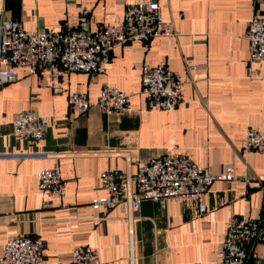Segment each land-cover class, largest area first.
<instances>
[{"label":"crops","instance_id":"0c3cea01","mask_svg":"<svg viewBox=\"0 0 264 264\" xmlns=\"http://www.w3.org/2000/svg\"><path fill=\"white\" fill-rule=\"evenodd\" d=\"M142 1L160 3L173 36L149 47L141 41L117 47L101 75L60 71L61 93L45 68L36 74L16 68V81L0 91V254L8 236H26L43 241L47 264H70L79 246L95 249L102 264H222L229 222L264 219V154L245 149L249 129L264 135V60H250L246 39L253 17L264 16V0H0V24L97 32L122 22L124 4ZM204 63L207 72L192 69ZM164 64L184 82L183 103L175 111H149L142 69ZM106 84L131 97L130 112L107 115L98 107ZM75 92L88 95L84 115L70 114ZM28 109L58 118L37 143L13 134L15 117ZM172 153L214 175L232 167L236 180L216 181L200 200L169 201L165 209L150 200L139 210L92 208L94 199L109 195L102 173L135 175L142 163ZM55 164L67 190L48 206L38 175ZM254 255L264 261V243Z\"/></svg>","mask_w":264,"mask_h":264},{"label":"built area","instance_id":"2783aa9c","mask_svg":"<svg viewBox=\"0 0 264 264\" xmlns=\"http://www.w3.org/2000/svg\"><path fill=\"white\" fill-rule=\"evenodd\" d=\"M122 22L113 23L90 32L78 28L68 32L45 30L27 31L19 22L4 19L0 24V91L17 79L16 68H27L36 74L40 68L50 73L55 93L61 89L55 85L60 71L82 72L101 75L106 72L111 53L117 47L131 42H144L149 47L157 37H171L174 31L165 27L161 6L158 1L124 4ZM89 11H83L80 23ZM251 61L264 60V16L256 14L249 23L246 33ZM195 71H208V64L193 65ZM142 90L149 111H175L183 103L181 76L169 64L145 65L141 74ZM87 93L75 92L69 98L70 114L80 116L90 110ZM98 107L107 115L125 114L131 111V97L117 88L105 85L98 100ZM56 115L41 116L28 109L18 113L13 122V134L17 139L40 142L49 128L57 125ZM1 136V125H0ZM247 152L264 154V135L257 129H249L246 135ZM39 190L48 197L46 205L53 204L52 198H63L67 190L58 164L44 168L38 175ZM232 183L235 171L229 167L224 174L214 175L196 165L186 155L172 153L155 157L142 163L135 175L118 170L107 171L100 176L101 186L107 197L94 199L93 209L122 210L132 207L139 210L143 201L150 200L165 209L169 201L187 199L200 200L216 181ZM207 207L200 204L204 214ZM133 230L130 231V235ZM264 243V219H242L235 217L228 225L221 244L222 264H264L254 256L255 247ZM45 245L40 239L26 236H8L0 254V264H47ZM70 264H102L95 249L88 246L75 247Z\"/></svg>","mask_w":264,"mask_h":264}]
</instances>
